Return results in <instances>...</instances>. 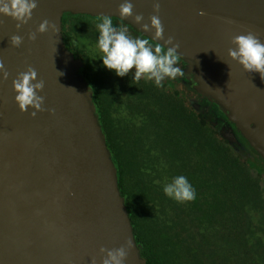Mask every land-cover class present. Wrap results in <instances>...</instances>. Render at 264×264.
<instances>
[{
	"label": "water",
	"instance_id": "obj_1",
	"mask_svg": "<svg viewBox=\"0 0 264 264\" xmlns=\"http://www.w3.org/2000/svg\"><path fill=\"white\" fill-rule=\"evenodd\" d=\"M123 0H38L32 18L19 30L0 14V59L10 76L0 74V264H102L109 250L132 241L125 264H148L121 187V172L95 101L86 65L68 46L65 14L119 18L154 43L169 36L194 89L228 117L221 136L243 137L264 158V78L247 72L228 54L236 35L256 33L264 42V0H160L164 40L123 18ZM134 13L150 24L153 0H131ZM201 11L205 15H200ZM48 20L56 25L29 34ZM23 43L13 47L10 37ZM165 49L167 46H164ZM45 87V111L22 112L13 80L29 67ZM63 73V75H61Z\"/></svg>",
	"mask_w": 264,
	"mask_h": 264
},
{
	"label": "trees",
	"instance_id": "obj_2",
	"mask_svg": "<svg viewBox=\"0 0 264 264\" xmlns=\"http://www.w3.org/2000/svg\"><path fill=\"white\" fill-rule=\"evenodd\" d=\"M177 102L151 93L147 120L129 135V160L117 158L133 223L139 228L142 220L148 229V264L264 263L251 241L264 231V158L247 140L254 155L238 153ZM131 170L136 187L127 180ZM181 175L196 191L193 201L164 193L167 182ZM212 228L222 234L217 245L209 237Z\"/></svg>",
	"mask_w": 264,
	"mask_h": 264
},
{
	"label": "clouds",
	"instance_id": "obj_3",
	"mask_svg": "<svg viewBox=\"0 0 264 264\" xmlns=\"http://www.w3.org/2000/svg\"><path fill=\"white\" fill-rule=\"evenodd\" d=\"M38 7V0H0V14L9 16L17 21L16 27L19 30L32 18L33 11ZM161 4L160 0H153V9L156 13L150 16V24L144 23L143 14L134 13V4L131 0H123L119 5V13L123 18H134L137 24H142L144 32L155 30L154 39L164 40V27L159 17ZM200 15H205L201 11ZM51 29L56 32V25L44 20L36 30L29 34V39L35 41L37 33H46ZM99 39L98 47L102 52L103 65L114 70L116 75L124 77L135 69L134 80L140 81L142 77L155 81L156 86L163 87L162 81L165 78L176 79L177 76H184V71L177 67L180 55L178 49L180 44L175 38L169 36L164 44L157 43L153 46L148 39L131 38L126 28H116L109 16H104L98 25ZM13 47L19 48L23 38L19 35L10 37ZM234 48L228 50L232 60L237 61L247 72H259L264 78V42L259 36L249 31L247 34L236 35L232 38ZM164 46H167L166 49ZM0 74L2 79L7 80L10 76L2 59H0ZM63 75V73H61ZM13 88L16 92L15 100L22 112L27 113L29 108L35 109L31 112L33 117L37 112L45 111L43 104L45 98L39 95L45 87L43 80H38L37 71L31 66L27 71L20 72L13 80ZM164 193L178 202L193 201L196 198V191L188 179L181 175L164 187ZM133 248L131 240L119 248H101V254H105L102 264H125ZM91 264H96L93 258Z\"/></svg>",
	"mask_w": 264,
	"mask_h": 264
},
{
	"label": "flooded vegetation",
	"instance_id": "obj_4",
	"mask_svg": "<svg viewBox=\"0 0 264 264\" xmlns=\"http://www.w3.org/2000/svg\"><path fill=\"white\" fill-rule=\"evenodd\" d=\"M102 18L85 14H71L69 17L65 15L63 32L68 46L77 57L82 58L85 62V72L95 89V101L100 107L101 119L116 160L117 158L122 159L127 151H129L128 155L130 154L132 144L129 142V135L134 129L140 131V126L147 120L151 93L164 100L176 99L178 102L175 105L183 103L186 110L206 121L220 134L224 129L226 130L227 123L225 120H228V117L221 112L213 101L194 89L193 81L186 76V65L181 58L176 66L180 67L185 75L177 76L176 79L165 78L162 81L163 87L156 86L154 79L149 80L146 77H142L138 82L135 81V69L124 77L116 75L114 70L107 69L103 65L101 59L103 54L98 47L100 35L98 25L102 22ZM111 18L114 27L126 28L127 34L131 38L147 39L124 20ZM81 25L88 27V29L80 27ZM150 43L153 46L156 45L152 41ZM231 125L237 133L238 142L233 145L229 141H225L238 153L254 155L236 125L233 123ZM123 143H127V146ZM136 232L137 240L143 245V252L145 253L147 248L144 243V230L136 226Z\"/></svg>",
	"mask_w": 264,
	"mask_h": 264
},
{
	"label": "rangeland",
	"instance_id": "obj_5",
	"mask_svg": "<svg viewBox=\"0 0 264 264\" xmlns=\"http://www.w3.org/2000/svg\"><path fill=\"white\" fill-rule=\"evenodd\" d=\"M80 27H82V28H84V29H88V27H85V26H83V25H81ZM125 146H127V143H123ZM128 153H129V151H127L126 152V154L125 155H123V157H122V160L124 161V162H126L127 160H129L128 158L130 157V155H131V153L128 155ZM149 176H150V178H153V179H158L159 177H157L154 173H152V174H149ZM127 180H128V182H131L132 183V185H133V187H136V182L138 183L139 182V180L138 179H135V177H134V172L131 170L130 171V175L127 177ZM169 183H171V182H167V184H169ZM140 224H141V227H142V229L147 233V230L148 229H146V224L144 223V222H142V220H140ZM217 225H218V223H216ZM192 227H194L193 225H192ZM195 227H196V230H198V228H200L199 226H198V223H196L195 224ZM150 232V234L152 235V232L151 231H149ZM209 232V237H210V239L212 240V242H214L216 245H217V243H221L222 242V234L220 233V230H216V229H214V228H212L210 231H208ZM253 238H252V242H253V245H254V247L256 248V252H257V254H258V256H259V258L260 257H264V252H263V248H262V245L264 244V231H261V232H258L256 235H255V237L254 236H252ZM261 253V254H260ZM261 264H264V263H261Z\"/></svg>",
	"mask_w": 264,
	"mask_h": 264
}]
</instances>
